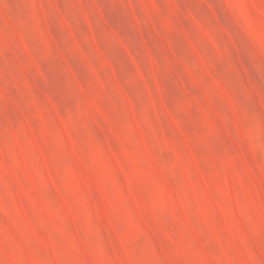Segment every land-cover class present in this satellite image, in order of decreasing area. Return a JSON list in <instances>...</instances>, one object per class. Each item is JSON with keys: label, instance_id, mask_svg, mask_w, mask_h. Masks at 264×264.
<instances>
[{"label": "rangeland", "instance_id": "obj_1", "mask_svg": "<svg viewBox=\"0 0 264 264\" xmlns=\"http://www.w3.org/2000/svg\"><path fill=\"white\" fill-rule=\"evenodd\" d=\"M0 264H264V0H0Z\"/></svg>", "mask_w": 264, "mask_h": 264}]
</instances>
